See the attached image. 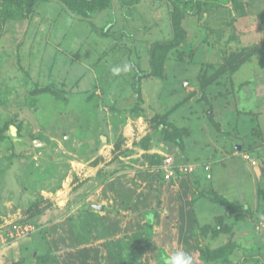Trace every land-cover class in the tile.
<instances>
[{
    "label": "rangeland",
    "instance_id": "374dc122",
    "mask_svg": "<svg viewBox=\"0 0 264 264\" xmlns=\"http://www.w3.org/2000/svg\"><path fill=\"white\" fill-rule=\"evenodd\" d=\"M197 1L37 0L5 24L0 264H261L264 0Z\"/></svg>",
    "mask_w": 264,
    "mask_h": 264
},
{
    "label": "trees",
    "instance_id": "16d2710c",
    "mask_svg": "<svg viewBox=\"0 0 264 264\" xmlns=\"http://www.w3.org/2000/svg\"><path fill=\"white\" fill-rule=\"evenodd\" d=\"M37 0H0V37L4 32L5 29V24L9 21V20H25L29 17L31 10L34 6V4L36 3ZM66 3H68L72 8H77V10L79 9L78 7H85L84 9H91V11L89 10H85L86 15L90 14V13H96L97 11H99L100 7H108L111 3V0H64ZM124 3L127 4H133V3H138L140 0H122ZM172 2H174V0H170ZM201 3H208V1L206 0H198L197 1V6H199ZM212 4H215L214 2ZM82 9V8H81ZM94 80L97 82L98 78L96 79L94 76ZM13 124V123H12ZM18 129H19V133L20 132V126L18 124H15ZM22 136V135H21ZM37 140L34 139L32 142L30 143V147H19L16 146L14 143L13 145L15 146L16 149L20 150H29L32 148V146L34 147H38L36 145H34V141ZM38 140H41L38 138ZM45 144L47 145L46 141ZM45 147V146H43ZM250 157V155H249ZM250 164L252 166H255L257 164H252V158H249ZM260 251L264 252V245L261 246ZM254 256H246L243 258V260L241 261L240 264H247L248 261L253 260ZM260 258L262 260L261 264H264V257L262 258L261 256L257 257Z\"/></svg>",
    "mask_w": 264,
    "mask_h": 264
},
{
    "label": "built area",
    "instance_id": "2783aa9c",
    "mask_svg": "<svg viewBox=\"0 0 264 264\" xmlns=\"http://www.w3.org/2000/svg\"><path fill=\"white\" fill-rule=\"evenodd\" d=\"M245 156H248V155L245 154ZM256 163H257L256 160H252V164H256ZM162 167H164L163 169L165 170V173L171 178H175L176 176L180 174L181 175L183 174L196 175L198 172L199 174L206 175L209 178L211 177V173H210L211 166L207 163H194V164L188 163L185 166L184 164L177 165L176 161L171 156V157H166L165 159H163Z\"/></svg>",
    "mask_w": 264,
    "mask_h": 264
},
{
    "label": "clouds",
    "instance_id": "9594fccd",
    "mask_svg": "<svg viewBox=\"0 0 264 264\" xmlns=\"http://www.w3.org/2000/svg\"><path fill=\"white\" fill-rule=\"evenodd\" d=\"M133 65L131 63H124L111 68V72L115 76H119L122 73H128L132 70ZM261 221H264V215L260 217ZM165 264H193V257L183 251L177 250L172 254L165 257Z\"/></svg>",
    "mask_w": 264,
    "mask_h": 264
},
{
    "label": "water",
    "instance_id": "95a60500",
    "mask_svg": "<svg viewBox=\"0 0 264 264\" xmlns=\"http://www.w3.org/2000/svg\"><path fill=\"white\" fill-rule=\"evenodd\" d=\"M7 135L8 137L13 141V143L16 146L19 147H30V143L23 138V136H21V134L19 133V129L15 124H10L7 130ZM42 141L41 140H35L34 141V145L39 146L41 145Z\"/></svg>",
    "mask_w": 264,
    "mask_h": 264
}]
</instances>
